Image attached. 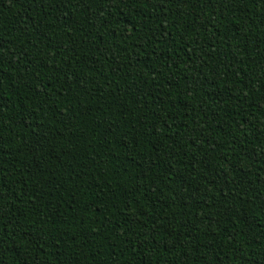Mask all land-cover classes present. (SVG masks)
<instances>
[{
    "label": "trees",
    "instance_id": "obj_1",
    "mask_svg": "<svg viewBox=\"0 0 264 264\" xmlns=\"http://www.w3.org/2000/svg\"><path fill=\"white\" fill-rule=\"evenodd\" d=\"M0 264H264V0H0Z\"/></svg>",
    "mask_w": 264,
    "mask_h": 264
}]
</instances>
